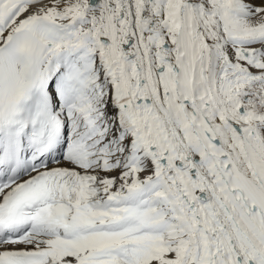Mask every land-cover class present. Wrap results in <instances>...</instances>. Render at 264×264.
Here are the masks:
<instances>
[{"label": "snow or ice", "instance_id": "1", "mask_svg": "<svg viewBox=\"0 0 264 264\" xmlns=\"http://www.w3.org/2000/svg\"><path fill=\"white\" fill-rule=\"evenodd\" d=\"M0 264H264V0H0Z\"/></svg>", "mask_w": 264, "mask_h": 264}]
</instances>
